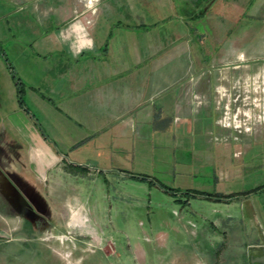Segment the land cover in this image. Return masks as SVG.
Returning <instances> with one entry per match:
<instances>
[{"label":"rangeland","instance_id":"rangeland-1","mask_svg":"<svg viewBox=\"0 0 264 264\" xmlns=\"http://www.w3.org/2000/svg\"><path fill=\"white\" fill-rule=\"evenodd\" d=\"M187 2L150 0L149 7H159L161 13L146 15L145 22L164 18L152 26L151 43L158 41V35L159 41L170 43L177 21L173 16L187 10ZM7 3L0 0V56H5L20 85L14 87L1 111L7 117L18 109L27 113L61 160L58 167L34 179L38 196L47 203L38 205L37 222L43 221L41 230L53 225L54 237L51 231H40L37 236L40 228H24L17 233L20 238H1L0 252L7 261L31 264L26 257L21 262L18 256L15 259L11 246L22 247L26 253L38 240L64 244L73 239L85 250L80 261H74L67 251L58 253L64 264H162L171 263L175 256L182 264H257L250 258L258 256L264 245V61L247 62V68L255 71L232 82L230 103L219 110L217 120L229 129L230 140L199 131L193 150L186 146L190 143L186 138L182 147L155 139L129 140L128 148L112 154L110 140L102 142L97 135L90 138L74 116L57 108L56 99H47L48 61L31 56H53V47L40 49L34 40L44 31L42 25L27 11L8 16L4 13L11 8ZM247 21L251 24L257 18L249 15ZM207 22L201 17L190 24L197 54L208 64L212 46ZM11 34L16 38H9ZM199 34L203 35L200 42ZM146 40L133 33L121 37L120 33L109 54L132 56L135 52L141 56ZM30 69L43 73L32 76ZM255 97L260 106H255ZM8 134L14 133L10 130ZM17 141L21 145L14 151L27 160L26 146L19 137ZM70 214L72 225L77 218L80 225L68 224ZM62 262L56 259L52 264ZM35 264L46 263L39 259Z\"/></svg>","mask_w":264,"mask_h":264},{"label":"crops","instance_id":"crops-1","mask_svg":"<svg viewBox=\"0 0 264 264\" xmlns=\"http://www.w3.org/2000/svg\"><path fill=\"white\" fill-rule=\"evenodd\" d=\"M7 1L11 8L4 13L11 16L27 11L34 15L36 24L44 28L39 38L47 43L39 38L34 41L40 49L53 47V56H31L48 61L47 99H56L57 108L62 107L74 116L90 138L97 135L102 142L110 140L112 154L128 148L129 140L135 143L155 139L182 147L186 138L190 142L186 146L193 150L194 136L199 131L211 132L218 140H230L229 129L217 120L219 110L230 103L232 82L255 71L247 68V62L264 61V0H188L187 10L173 16L177 20L176 29L168 44L159 41V35L155 38L158 41L149 40L157 23L164 21L162 18L145 22L144 18L152 12L161 13L159 7H149L150 0ZM249 15L256 17L257 22L250 24ZM201 17L207 18L211 31L212 54L208 64L198 56L191 31L190 23ZM120 33L121 37H130V33L133 37H146V51L141 56L135 52L132 56H110L111 45ZM199 36L200 42L203 35ZM9 38L16 37L11 34ZM84 52L92 55L75 56ZM167 53L171 56H166ZM30 73L36 76L43 71L30 69ZM14 87L12 67L5 56H0V239L20 238L17 233L24 228L30 231L40 228L37 236L40 231H51L54 237L53 225L41 230L39 224L43 221L37 222L38 205L47 203L38 196L34 179L58 167L60 156L22 109L17 108L14 116L8 117L1 111ZM254 104L260 106L258 97ZM10 130L13 135L8 134ZM17 137L26 146L27 160L14 151L21 145ZM73 214L68 224L80 225H72ZM52 240V243L51 239L46 243L38 240L34 247L26 248V253L18 246L9 249L15 259L18 256L21 262L26 257L31 264L39 259L46 264L56 259L62 262L58 254L62 251L71 253L74 261L81 260L83 245L73 239L64 244ZM0 264L13 263L0 252ZM162 264L182 262L175 256L171 263Z\"/></svg>","mask_w":264,"mask_h":264},{"label":"water","instance_id":"water-1","mask_svg":"<svg viewBox=\"0 0 264 264\" xmlns=\"http://www.w3.org/2000/svg\"><path fill=\"white\" fill-rule=\"evenodd\" d=\"M250 261L257 264H264V245L261 247V253L258 256L250 258Z\"/></svg>","mask_w":264,"mask_h":264},{"label":"trees","instance_id":"trees-1","mask_svg":"<svg viewBox=\"0 0 264 264\" xmlns=\"http://www.w3.org/2000/svg\"><path fill=\"white\" fill-rule=\"evenodd\" d=\"M15 84H16V87H17L18 85H20V82L17 79H15ZM16 96L18 98L19 104H21V99H20V96H19V89L16 91ZM202 194H205V196H207V197L210 196L209 194H206V193H202ZM214 197H215V199H219V195L218 194H216Z\"/></svg>","mask_w":264,"mask_h":264},{"label":"bare ground","instance_id":"bare-ground-1","mask_svg":"<svg viewBox=\"0 0 264 264\" xmlns=\"http://www.w3.org/2000/svg\"><path fill=\"white\" fill-rule=\"evenodd\" d=\"M239 120V119H238ZM240 122V121H239ZM239 124V123H238ZM79 221V219L77 218V219H75V223H77Z\"/></svg>","mask_w":264,"mask_h":264},{"label":"built area","instance_id":"built-area-1","mask_svg":"<svg viewBox=\"0 0 264 264\" xmlns=\"http://www.w3.org/2000/svg\"><path fill=\"white\" fill-rule=\"evenodd\" d=\"M224 120L226 119V117H225V115H224V118H223ZM226 124H227V122H226Z\"/></svg>","mask_w":264,"mask_h":264}]
</instances>
